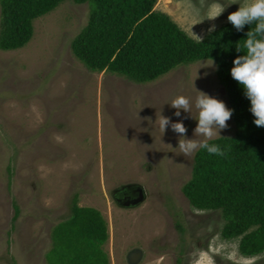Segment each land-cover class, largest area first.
Returning <instances> with one entry per match:
<instances>
[{"label":"rangeland","instance_id":"obj_1","mask_svg":"<svg viewBox=\"0 0 264 264\" xmlns=\"http://www.w3.org/2000/svg\"><path fill=\"white\" fill-rule=\"evenodd\" d=\"M239 3L158 0L155 8L201 39L213 24L229 22ZM90 11L89 4L65 0L35 19L24 47L0 48V264H49L52 231L70 214L75 193L80 206L106 218L111 264H264V252L244 256L239 238L222 236L221 211L191 205L182 187L195 152L184 156L179 134L170 124L163 133L157 121L160 115L182 121L192 139L198 91L230 109L216 62L201 59L147 83L93 72L71 48ZM178 95L192 98V114L174 115L170 103ZM227 123L216 137L234 134L233 118ZM128 186L145 192L134 207L121 203ZM135 249L142 254L131 263Z\"/></svg>","mask_w":264,"mask_h":264},{"label":"trees","instance_id":"obj_2","mask_svg":"<svg viewBox=\"0 0 264 264\" xmlns=\"http://www.w3.org/2000/svg\"><path fill=\"white\" fill-rule=\"evenodd\" d=\"M65 0H0V48L24 47L34 35V21L56 9ZM89 4L86 26L73 38L75 56L91 71H109L136 83L152 82L171 70L211 59L224 86L235 132L208 141L225 151L195 152L192 174L182 190L191 205L201 210L221 211L222 236L239 238L244 256L264 252V127L255 125L251 101L245 89L231 76L237 56L245 55L246 33L227 22L196 39L172 17L155 8L158 0H71ZM90 2V3H87ZM237 46L242 51L237 52ZM72 198L70 214L55 225L49 264H111L105 244L109 227L103 213L80 206ZM16 217L19 206L15 205Z\"/></svg>","mask_w":264,"mask_h":264},{"label":"clouds","instance_id":"obj_3","mask_svg":"<svg viewBox=\"0 0 264 264\" xmlns=\"http://www.w3.org/2000/svg\"><path fill=\"white\" fill-rule=\"evenodd\" d=\"M237 11L228 16V21L237 31H243L246 25H255L246 33L247 39L243 48L245 55L237 56L231 69V76L245 89V96L250 99V111L254 115V123L258 127H264V0H242ZM224 11L221 9L220 13ZM218 16V15H217ZM217 16L213 17L215 19ZM216 25H212L208 31H215ZM237 46V52H241ZM171 107L177 111L176 117L181 116V111L192 114V98L178 95L171 103ZM195 108L198 110V124L194 129V137H186L187 128L180 122H171V118L158 116V123L164 133L171 125V129L179 134L178 149L184 156H191L198 149H206L209 154L223 156L225 151L219 145L209 144L208 141L219 135L220 131L229 127L228 121L233 115L234 109H229L226 103L209 94L198 91L195 98ZM187 119L188 117H184ZM202 137L203 139H197Z\"/></svg>","mask_w":264,"mask_h":264},{"label":"water","instance_id":"obj_4","mask_svg":"<svg viewBox=\"0 0 264 264\" xmlns=\"http://www.w3.org/2000/svg\"><path fill=\"white\" fill-rule=\"evenodd\" d=\"M136 189L137 195L130 200H127L126 202L123 203L124 206L130 207V206H134L139 204L140 202H142L145 199V192L143 190V188L141 186L139 187H134ZM142 252L139 249H135L133 250L130 254H129V261L131 263H136L140 256H141Z\"/></svg>","mask_w":264,"mask_h":264},{"label":"flooded vegetation","instance_id":"obj_5","mask_svg":"<svg viewBox=\"0 0 264 264\" xmlns=\"http://www.w3.org/2000/svg\"><path fill=\"white\" fill-rule=\"evenodd\" d=\"M122 192L124 194L123 195L124 197L122 198L123 202H121V203H124V202H126L127 200H130V199H133L137 195L136 189L133 186L126 187L124 189V191H122ZM125 207H127V206H125ZM130 207H134V206L132 205Z\"/></svg>","mask_w":264,"mask_h":264}]
</instances>
